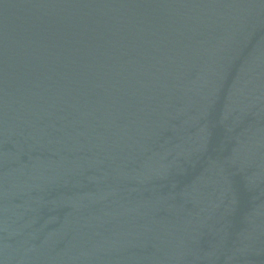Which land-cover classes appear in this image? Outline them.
Masks as SVG:
<instances>
[{"label":"water","instance_id":"obj_1","mask_svg":"<svg viewBox=\"0 0 264 264\" xmlns=\"http://www.w3.org/2000/svg\"><path fill=\"white\" fill-rule=\"evenodd\" d=\"M0 264H264V0H0Z\"/></svg>","mask_w":264,"mask_h":264}]
</instances>
